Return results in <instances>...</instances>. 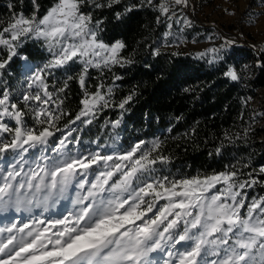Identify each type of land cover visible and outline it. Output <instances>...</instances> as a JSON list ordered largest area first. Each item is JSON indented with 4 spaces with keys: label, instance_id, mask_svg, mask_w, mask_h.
<instances>
[{
    "label": "snow or ice",
    "instance_id": "1",
    "mask_svg": "<svg viewBox=\"0 0 264 264\" xmlns=\"http://www.w3.org/2000/svg\"><path fill=\"white\" fill-rule=\"evenodd\" d=\"M31 3L30 14L22 9L13 12L0 29V46L8 53L6 58L0 57V75L18 56L25 40H42L51 58L40 67L25 65L27 88L38 90L21 91L15 99L8 88L0 92V210L47 211L70 195L73 207L60 219L35 218L30 223L14 221L0 227V264H155L149 254L165 246L176 264H264V195L248 196L249 189L264 187V180L252 173L241 179L240 170L233 165L227 171L182 179L148 178L142 174L153 171L149 166L158 159L165 161L164 157L150 158L159 149V141L133 159L143 142L136 144L115 157L129 163L113 165L109 161L114 157L99 151L74 155L68 149L73 143L68 140L71 130L50 144L56 132L62 131L57 121L68 114L58 95L66 92L68 81L77 79L83 92L82 107L70 124L85 117L83 122L91 123L98 110L109 106L112 88L105 93L104 85L99 84L95 92H89V69L111 71L132 61L122 55L127 47L123 40L104 41L100 35L104 18L94 19L93 15L94 10L114 8L122 0H54L43 15L37 0ZM261 3L264 6V0ZM188 5L189 0H139L124 4L114 17L121 20L134 9L150 7L166 17L162 21L158 16L157 23L166 24L167 38L173 23L192 26L190 19L177 12V7ZM85 7L90 10L83 11ZM256 18L249 12L248 24L253 25ZM219 38L222 44L208 50L215 54L210 63L223 62V75L239 84L251 75L252 65L225 61L220 53L237 42ZM250 47L257 57L255 68L264 71V42ZM154 54H159L158 49ZM77 64L79 69L74 68ZM60 68L76 75H67L62 86L53 84L55 92L50 91L47 77L52 69ZM120 79L115 75L113 83ZM131 99L128 96L119 107L123 109ZM226 138L230 139L227 134ZM8 153L11 157L4 160ZM94 166L100 170L94 172ZM117 173L119 178L113 180ZM89 175L92 180L87 179ZM259 175H264V166ZM160 201L165 203L157 207ZM182 243L184 250H172Z\"/></svg>",
    "mask_w": 264,
    "mask_h": 264
},
{
    "label": "trees",
    "instance_id": "2",
    "mask_svg": "<svg viewBox=\"0 0 264 264\" xmlns=\"http://www.w3.org/2000/svg\"><path fill=\"white\" fill-rule=\"evenodd\" d=\"M53 2L37 0L39 14L43 15ZM138 2L122 0L114 8L93 12L94 19L104 18V31L100 34L104 41L123 40L127 47L122 55L132 62L114 66L111 71L89 69L88 91L95 92L97 85L103 84V91L106 93L111 87L112 95L108 97L109 106L98 110L92 124L82 129L81 137L89 136L101 143L118 133L121 145L132 147L143 142L144 151L151 149L147 145L156 139L160 147L151 152L150 158L164 157L171 163L172 171L212 174L230 170L234 165L243 178L252 173L264 180V175H259V167L264 166V144L258 140L262 131L250 126L248 105V98L264 87V71L257 69L251 79L237 84L223 75L226 70L223 62L208 65L203 58L181 57L159 49V54H154L164 28L163 23H157L158 11L144 7L134 9L121 20L114 17V12L122 11L124 4ZM9 4L13 5L11 9ZM21 9L25 15L30 14L31 0H23L22 4L20 0H0V29L13 12ZM43 49L41 40H25L18 48V56L0 75V92L8 88L13 98H17L20 57L38 63L43 60ZM7 54L0 46V57L6 58ZM115 75L121 79L113 83ZM63 83L60 81L58 87ZM130 95L132 99L121 109L119 104ZM60 96L64 101L61 107L68 113L57 121L62 129L80 111L83 92L73 79Z\"/></svg>",
    "mask_w": 264,
    "mask_h": 264
},
{
    "label": "rangeland",
    "instance_id": "3",
    "mask_svg": "<svg viewBox=\"0 0 264 264\" xmlns=\"http://www.w3.org/2000/svg\"><path fill=\"white\" fill-rule=\"evenodd\" d=\"M156 2L159 3L160 0H156ZM177 12L179 15L186 16L190 19L192 21V26L183 27L182 24L177 25L173 23L171 29L172 35L165 38L164 33L169 30L167 29L166 24L163 23L164 28L157 41V49L181 57L193 56L196 58H203L207 61L208 65H217L221 62L210 63V61L214 59L215 54L208 52V50L214 47H219L222 44L223 41L219 37L235 39L237 44L226 52L222 51L220 55H223L225 61L228 62H244L252 65V68L250 69L251 75L246 76L244 80L251 79L254 76L257 71L254 66L257 57L253 54L250 45H259V43L264 42V6H262L261 0H189L188 7H177ZM249 12L257 17L255 23L251 26L247 22ZM228 13H234V15H229ZM161 18L162 21L166 20V17L161 16ZM182 27L183 31L180 30ZM241 33L243 34L242 36ZM240 40H242V42ZM43 51V60L38 63L28 59L25 60L24 56L20 57V81L17 96L20 95L21 91L38 90L35 88H27L26 76L28 73L25 71V65L30 64L33 67H40L47 63L51 58V54L47 51L45 46ZM200 53H206V55L201 56L199 55ZM79 67V64L74 66L75 69H79ZM51 71L53 74L47 77V82L49 83V90L53 92H55V88L52 87L53 84L50 85V81H52L56 88H58V83L60 81L64 82L67 75H76L75 71L69 73L63 68L52 69ZM243 81L241 83H243ZM58 95L60 96V94ZM248 105L251 112L250 126L261 129L262 134L259 136L258 140L264 144V87L254 92V96L251 97V99H248ZM85 119L88 118H82L80 121H76L75 124H68L67 127L62 128V131L56 132L55 136L51 138L50 144L54 145L58 142L59 138L66 135L67 132L71 130V135L68 136V140L73 141V143L68 144V149H70L74 155H87L99 151L101 155H112L114 157L113 161H109V165L115 163H129L127 161L121 162L115 160V157L127 153L138 143H135L132 147L123 146L120 143L118 133H115L111 140L101 143H98L97 140L91 139L89 136L81 137L82 129L88 127L94 121V118H91V123H84L83 120ZM154 142H156V139H152L147 146L152 147ZM144 149L145 145H141V149L137 151L133 159L138 158L142 152H144ZM258 154H260V152H258ZM6 155L4 160H8L12 154L8 153ZM0 163H3V161H0ZM149 167L153 169V171L150 173H143L142 177L158 178L168 176L170 179H182L195 176L189 173L186 175L179 170L172 171L171 163L166 160L164 162L157 160L156 164L150 165ZM99 170V168L94 166V172ZM252 175L255 176L254 174ZM119 176L120 173H117V175L113 177V180L118 179ZM256 177L258 178L257 175ZM240 178L247 179L248 176L246 175V177L243 178L241 175ZM87 179L92 180L93 176L89 175ZM256 195H264V187L257 185L255 188L248 190L249 198ZM163 203L165 202L160 201V204L157 205V207ZM72 207L70 195L69 199L61 200L59 203L55 204V206H49L47 211L43 208H33L31 212H25L23 210L17 211L13 208L0 210V227L9 225L14 221H19L20 224L24 222L30 223L35 218L45 220L60 219L66 215ZM3 235L6 237L8 233H4ZM185 247L186 245L182 243L181 245H177L176 249L172 250L182 251ZM169 250L168 246L158 249L149 254V259L155 261V264H165V262L176 264L175 258L167 255ZM209 259H214V257H209Z\"/></svg>",
    "mask_w": 264,
    "mask_h": 264
},
{
    "label": "bare ground",
    "instance_id": "4",
    "mask_svg": "<svg viewBox=\"0 0 264 264\" xmlns=\"http://www.w3.org/2000/svg\"><path fill=\"white\" fill-rule=\"evenodd\" d=\"M242 42V40H240ZM259 45H261V43H259Z\"/></svg>",
    "mask_w": 264,
    "mask_h": 264
}]
</instances>
